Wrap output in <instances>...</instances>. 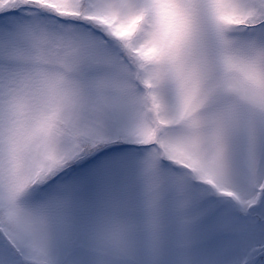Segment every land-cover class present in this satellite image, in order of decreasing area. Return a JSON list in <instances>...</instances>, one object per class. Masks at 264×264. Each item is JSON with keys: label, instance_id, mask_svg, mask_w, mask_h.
<instances>
[{"label": "snow or ice", "instance_id": "6c2138e0", "mask_svg": "<svg viewBox=\"0 0 264 264\" xmlns=\"http://www.w3.org/2000/svg\"><path fill=\"white\" fill-rule=\"evenodd\" d=\"M0 264H264V0H0Z\"/></svg>", "mask_w": 264, "mask_h": 264}]
</instances>
